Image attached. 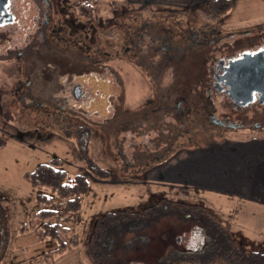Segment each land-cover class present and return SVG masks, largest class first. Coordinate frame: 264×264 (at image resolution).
<instances>
[{"label":"rangeland","instance_id":"1","mask_svg":"<svg viewBox=\"0 0 264 264\" xmlns=\"http://www.w3.org/2000/svg\"><path fill=\"white\" fill-rule=\"evenodd\" d=\"M77 1L79 0H61L67 11L72 13L70 16L72 22L77 23V26L85 24L86 37L91 45L89 48L85 47L80 53L87 57L94 53L97 58L96 62L101 60L107 65V71H102L105 77H101L102 81L88 82L86 80L89 77L86 72L92 73V68L85 73L73 74L74 80L82 84L81 90L85 92L84 97L75 98L71 96V93H67L65 97L59 96L50 88L48 91L33 94L23 102L18 101L16 95L13 94V88L17 84V79L24 78L25 75L19 74L20 66L15 61V55H10L8 61L3 62L4 59H0V264H102L103 257H107L110 264H115L116 258L114 257L113 260L109 258L110 255H116L118 250L116 245L120 244L118 234L114 230L123 227L109 222L106 228L111 227L110 232L106 235L103 233L106 239L103 241L105 236H102L98 240L97 237L91 236L95 219L110 211L136 207L140 203H145L156 192L169 194L172 200L187 199L189 203L198 202V217L201 211L205 215L202 217L209 223L203 226L198 224V235L187 226L186 231L188 232L185 234L187 237H184L185 242L182 240L177 244L179 247L192 248L195 246L196 239L200 245L207 243L209 233L213 232L214 226L210 224L213 223L212 221H216L218 226L220 224V228H224L228 234L230 230L227 224H230L232 228H235V232L244 238L246 248L264 241L263 204L242 198L237 193L216 189L217 185L222 184L221 177L212 176L211 172H204L203 176V181L210 185L204 184L198 188L195 187L198 185L194 183L172 180L170 181L175 186L170 188V182L165 183L156 179L155 176L152 177L156 175L154 172L144 177L133 175L130 168L127 172L128 167L125 168L124 161H120L121 158L117 154L115 128L114 131L105 128L115 118L120 117L122 111L120 106L124 109L123 111H138L144 107L148 99L154 97L156 91L172 80L170 66L157 76L146 64L134 66L131 55L127 56L125 53L124 46L126 45L123 39L137 24L150 25L145 27L149 34L145 33L146 38L142 50H145L149 42L157 47L161 45L160 41L164 35L162 31H169L170 36L178 37V30H180L183 32L184 39L186 38L184 34H189L190 28H198L199 33L209 28L211 31H217L219 35H214L219 36L221 39L218 43H222L227 40L223 36L229 31L254 26V30H259L261 27L257 26H264V0H216V2L208 0L207 2L206 0H117L116 3L100 0L95 5L90 19L83 17L74 9L73 4ZM11 4V8L16 11L17 22L0 27L1 31H6V41L0 44V53L15 51L19 47H24V44H28L32 39H37V41L41 39V36L38 35L37 38L34 32L37 28L35 21L38 18L34 2L32 0H11ZM60 15L64 14L60 13ZM62 25L66 26L62 35L68 38L67 33L71 30V26L64 23ZM44 31L46 32V45L49 49L55 38L49 28H45ZM157 32H162V34ZM151 36L157 39L150 40ZM67 42L65 40L58 42L59 53L68 55L67 50L73 49V47L66 49V46H69ZM94 48L97 50L95 51ZM152 57L153 59L158 58L156 51ZM44 59H50V57ZM45 63L48 62L44 60L42 72L36 76L34 81L32 79L33 85L38 90L41 85L44 87L47 84L46 81V83L43 82V74L52 73L50 71L52 64L48 63L49 66H47ZM162 64L159 62L157 69H161ZM111 71L118 73L121 85L116 82ZM65 77L67 76L64 75L62 80L68 88L70 85L65 81ZM106 79H109V82H105ZM171 84L174 85L173 81ZM118 95L123 96L118 106L119 109L114 106ZM58 98L67 99V103L58 102L56 100ZM91 108L99 110L92 114ZM223 111L224 109L219 107L216 115L220 116ZM69 118L74 120V126L71 122L68 124ZM83 121L95 129V131L94 129L90 131L89 137L85 136L83 126L79 124ZM117 121H115L116 125ZM246 129H248L247 126L245 129H234L233 131L226 129L221 131L222 136H213L218 139L223 137L224 140L227 139L230 142L232 138L238 139L242 135L246 137L255 133H264V129L260 132H255V129H248L249 131ZM78 131L80 135L76 134ZM143 134L131 133L129 130L122 131L126 140L131 138L133 141L132 147L129 146L131 141L124 143L123 147L127 156H131L132 150L142 152L145 149L150 155L152 151L155 154L162 148L160 145L163 143H159L158 146L152 140L149 142ZM148 135L152 137L156 133L150 131ZM186 146L194 147L190 144ZM190 153L198 154L197 151L189 152V149H185L178 157L182 158L181 156ZM52 160L60 161V165L71 176L75 173H83L87 178L88 187L81 196L77 212H68L63 204L61 206L67 217L62 216L57 222L66 248L50 260L44 259L45 262L35 263L42 252L57 247L56 241L39 238L35 228L40 227L43 221L54 222L56 220L54 217L43 218L41 214H37L48 207H54V203L48 205L40 200L38 195L52 193L48 187H34L28 175L39 163ZM173 163L172 159L169 165ZM121 169L124 170L125 177L121 176ZM109 170L113 175L109 173ZM119 173L121 177H113ZM176 183L184 185L181 187ZM60 201L63 203V200ZM119 216L122 215L119 214ZM73 236L77 239L76 245H72ZM95 239L98 241L96 242ZM233 243L234 241L231 244ZM128 245L120 244L119 250L123 246L125 250ZM218 245L222 249L227 246L225 241ZM228 250L226 249L224 253H228ZM205 259L198 258V262L187 264H222L224 261L227 264L228 262L239 264V255L236 254L233 262L228 258L223 260L221 256L209 261Z\"/></svg>","mask_w":264,"mask_h":264},{"label":"flooded vegetation","instance_id":"2","mask_svg":"<svg viewBox=\"0 0 264 264\" xmlns=\"http://www.w3.org/2000/svg\"><path fill=\"white\" fill-rule=\"evenodd\" d=\"M32 1L38 12V18L35 21L37 28L34 32L36 37L38 38L40 35L41 39L38 41L32 39L28 43L29 45L25 43L24 47H19L15 51L0 53V59H4L3 62L8 61L10 55H15V61L20 66L19 74L25 75L24 78L17 79L13 94L16 95L18 101L23 102L33 94L48 91L50 88L52 91H56L59 96L65 97L67 93H71V96L74 97L75 88H78L81 95L77 98L84 97L85 92L81 90L82 84L74 80L73 74L85 73L92 68L94 73L91 71V74L97 75L90 76V73L86 72L88 78L96 79L95 77H97V81H102V78H105L102 71H107L105 63L101 60L96 62L97 58L94 53L88 57L81 55V51L91 45L86 37L85 24L77 26V23L72 22L70 19L72 13L67 11L61 0ZM208 1L216 2V0ZM11 5V0H7L5 7L11 17L9 15L3 17L4 11L0 12V27L17 22L16 11L11 8ZM60 13L64 15H60ZM134 18L136 17L134 16ZM62 23L71 26L69 33L66 31L68 38L62 35L66 27ZM149 26L145 23L137 24L123 39L126 45L124 51L127 56L131 55L134 66L146 64L150 71L156 73L157 76L170 66L172 80L156 91L154 97L148 99L140 110L123 111L124 109L120 106L122 110L120 117L115 118L105 128H108L109 131L110 129L114 131L115 128V147L121 158L120 161L123 160L125 168L128 167L127 172L130 168L133 175H140V177L154 172L156 175L152 177L155 176L156 179L165 183L170 182V188H174V183L167 181V176H163V173L167 171H163V168L168 167L172 159L176 161L182 150L203 152L204 150L222 148L229 141L224 140L223 137L220 139L214 137L215 135L222 136V130L245 129L246 126L248 129H255V132L264 129V87L254 86L258 89L249 92V75L246 71L247 61H250L252 54L258 53L259 57L264 60V26H257L261 27L259 30H254V26L253 28L244 27L229 31L223 36L227 40L222 43H218L221 38L214 35H219V33L211 31L210 28L207 31L202 30V33L198 32V28H190L189 34H184L186 35L184 39L183 32L180 30H178V37L170 36L169 31H162L164 35L160 41L161 45L157 47L149 42L145 46V50H142L146 38L145 33L149 34L145 27ZM45 28H49L55 38L49 49L46 45ZM162 32L157 33L162 34ZM5 33L6 31L0 30V44L6 41ZM211 34L213 35L210 37ZM154 37L151 36L149 39L156 40L157 38ZM61 40L68 41L69 46H66V49L73 47V49L67 50L68 55L59 53L58 42ZM91 41L93 40L91 39ZM94 50L97 49L94 48ZM155 51L158 55L157 59L152 57ZM45 57H50V59H44ZM5 58L8 59L5 60ZM44 60L52 64L50 70L52 73L43 74V82L46 81L47 84L44 87L41 85L38 90L33 85V81L42 72ZM159 62L163 63L161 69H157ZM48 63L45 65L49 66ZM69 72L70 74H68ZM111 73L116 82L120 84L118 73L114 71ZM63 74L67 76L65 81L70 85L68 88L63 83ZM171 81L174 85L171 84ZM122 95L116 97L117 103L114 106L117 109H119ZM56 100L60 103L64 101L67 103L65 98ZM24 105L27 106V104ZM219 107L224 111L220 116H217ZM116 120H118L117 125ZM67 121H69L68 124L71 122L74 126L75 122L72 118ZM79 124H82L84 132H86L85 136L89 137L90 131L94 128L84 121ZM124 130H129L131 133H144L143 135H146L149 142L152 140L158 146L159 143H163L160 145L162 148L155 154L152 151L150 155L145 149L142 152H134L131 149L132 154L129 157L123 146L126 141H131L129 146L132 147L133 141L131 138L126 140L122 135ZM150 131L156 135L151 137L148 135ZM76 134L80 135L79 131ZM101 137L104 138L103 135ZM189 144L194 147L188 148L186 145ZM139 172L141 174H138ZM109 173L112 174L110 170ZM120 173L122 177L126 176L123 169L120 170ZM120 173L113 177H121ZM176 185L182 187L184 184L176 183ZM182 190L184 189L182 188ZM186 200H172L169 194L153 193L149 200L136 207L100 215L94 221L91 236H95L99 240V237L108 234L111 230V227L106 228L109 222L116 224L115 226L123 227L114 231L118 234L121 245H129L125 250V246L119 250L120 244L117 243L116 255L109 256L112 260L114 257L116 258L115 264H187L198 262V258H206L205 260L209 261L220 256L223 257V260L228 258L233 262L235 254L239 255V264H245L247 250L258 248L259 252H264V241L246 248L243 238L235 236L231 232L228 234L224 228H220V224L218 226L215 223L216 221L210 223L214 227H211L213 232L209 233L210 237L207 239V243L204 242L200 245L196 239L195 246L192 248L177 246L180 241H184V237H187L185 235L188 232L186 231L187 226L191 227V231L198 235V224L203 226L208 223L202 217L205 215L201 211L200 217H198V202L189 203ZM107 217L110 219L107 220ZM97 239H95L96 242ZM104 239L106 236L103 241ZM222 241H225L227 245L222 246L223 249L218 245ZM232 241H234L233 244H231ZM226 249H229L228 253H224ZM234 249L237 251L236 253ZM102 264H110V260L103 257ZM222 264L227 263L224 261ZM228 264L230 263L228 262Z\"/></svg>","mask_w":264,"mask_h":264},{"label":"crops","instance_id":"3","mask_svg":"<svg viewBox=\"0 0 264 264\" xmlns=\"http://www.w3.org/2000/svg\"><path fill=\"white\" fill-rule=\"evenodd\" d=\"M96 79L90 77L86 80L97 82ZM96 110L99 109H90L92 114ZM181 157L173 160L172 165L163 168V171L167 170L163 173V176H167V181L194 183L198 188L204 184L210 185L203 181V176L204 172H211L212 176L221 177L222 184L217 185L216 189L237 193L242 198L264 205V133L246 137L242 135L238 139L232 138L222 148ZM227 226L232 234L243 238L230 224Z\"/></svg>","mask_w":264,"mask_h":264},{"label":"trees","instance_id":"4","mask_svg":"<svg viewBox=\"0 0 264 264\" xmlns=\"http://www.w3.org/2000/svg\"><path fill=\"white\" fill-rule=\"evenodd\" d=\"M100 0H79L73 4V7L83 17L90 19L94 13V7ZM116 3L117 0H109ZM60 161L42 162L29 173L28 177L34 187H48L52 194H39L38 198L45 201L48 205L54 203V207H48L37 214H41L43 218L54 217L56 221H43L40 227H36L35 231L39 238L50 239L56 241L57 247L53 250L42 252L39 259L35 263L45 262L44 259L50 260L52 257L66 248L65 241L62 239L58 228L60 220L64 215L61 209L62 204L68 212H77L81 196L88 187V181L83 173H75L73 176L60 165ZM60 200H63L61 203ZM72 245H76L75 236L71 238ZM248 252V253H247ZM245 264H264V252H259L258 248H251L246 251Z\"/></svg>","mask_w":264,"mask_h":264},{"label":"water","instance_id":"5","mask_svg":"<svg viewBox=\"0 0 264 264\" xmlns=\"http://www.w3.org/2000/svg\"><path fill=\"white\" fill-rule=\"evenodd\" d=\"M6 3L7 0H0V12L4 11L5 14L3 17H8V15L11 17V15L7 12V8L5 7ZM246 71L249 75V92H253L254 89H258V87L254 86L260 85L264 87V60L259 57L258 53L252 54L250 61H247ZM75 89L74 96L77 98L81 95V91L78 90V88Z\"/></svg>","mask_w":264,"mask_h":264}]
</instances>
